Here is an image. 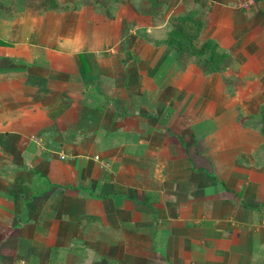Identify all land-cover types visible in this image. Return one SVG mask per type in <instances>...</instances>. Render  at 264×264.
Masks as SVG:
<instances>
[{
  "label": "crops",
  "instance_id": "1",
  "mask_svg": "<svg viewBox=\"0 0 264 264\" xmlns=\"http://www.w3.org/2000/svg\"><path fill=\"white\" fill-rule=\"evenodd\" d=\"M235 2L0 0V264H264V0ZM182 15L225 70L163 42Z\"/></svg>",
  "mask_w": 264,
  "mask_h": 264
},
{
  "label": "trees",
  "instance_id": "2",
  "mask_svg": "<svg viewBox=\"0 0 264 264\" xmlns=\"http://www.w3.org/2000/svg\"><path fill=\"white\" fill-rule=\"evenodd\" d=\"M33 2L34 0H30L31 4ZM35 2L36 4L44 3L45 9L57 7L56 3L55 6H52L53 1L51 0H35ZM201 26L200 21H193L192 18L185 15L172 17L170 19L171 29L163 42L175 50L177 58L182 64L185 63L183 58L187 57L188 61L196 60L206 72L225 70L230 59L228 52L220 49L214 39H208L201 44L196 42L197 34L195 33Z\"/></svg>",
  "mask_w": 264,
  "mask_h": 264
},
{
  "label": "rangeland",
  "instance_id": "3",
  "mask_svg": "<svg viewBox=\"0 0 264 264\" xmlns=\"http://www.w3.org/2000/svg\"><path fill=\"white\" fill-rule=\"evenodd\" d=\"M6 1H9V0H6ZM51 1H53V5L52 6H55V3H56V5H57V7H60V6H62V2L63 1H67V0H51ZM68 1H71V2H73L74 3V5L76 4V3H81V2H83L84 0H68ZM8 3V2H7ZM26 5H27V3L26 2H24V1H22V2H19L18 4H16V6L17 7H26ZM1 6V5H0ZM28 6H30V5H28ZM32 6L36 9V10H42V9H45L44 7H45V4L44 3H40V4H32ZM2 8L3 7H6L7 9L6 10H9L10 9V7L12 8V4H7V5H2L1 6ZM54 8H56V7H54ZM189 59V58H188ZM188 59H187V57H184L183 58V61L186 63V61H188Z\"/></svg>",
  "mask_w": 264,
  "mask_h": 264
},
{
  "label": "built area",
  "instance_id": "4",
  "mask_svg": "<svg viewBox=\"0 0 264 264\" xmlns=\"http://www.w3.org/2000/svg\"><path fill=\"white\" fill-rule=\"evenodd\" d=\"M257 0H236L235 7L238 9H248L255 6ZM21 264L24 263V261H20Z\"/></svg>",
  "mask_w": 264,
  "mask_h": 264
}]
</instances>
